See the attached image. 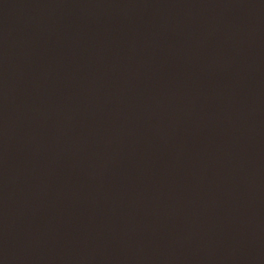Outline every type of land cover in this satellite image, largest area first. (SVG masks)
Segmentation results:
<instances>
[{"label":"water","instance_id":"obj_1","mask_svg":"<svg viewBox=\"0 0 264 264\" xmlns=\"http://www.w3.org/2000/svg\"><path fill=\"white\" fill-rule=\"evenodd\" d=\"M0 264H264V0H0Z\"/></svg>","mask_w":264,"mask_h":264}]
</instances>
